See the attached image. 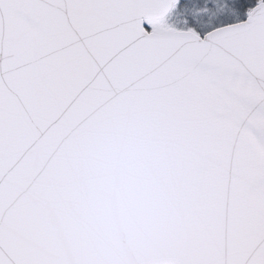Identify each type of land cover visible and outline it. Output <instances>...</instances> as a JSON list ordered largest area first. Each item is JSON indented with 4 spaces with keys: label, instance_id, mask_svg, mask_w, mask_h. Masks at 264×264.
<instances>
[{
    "label": "snow or ice",
    "instance_id": "snow-or-ice-1",
    "mask_svg": "<svg viewBox=\"0 0 264 264\" xmlns=\"http://www.w3.org/2000/svg\"><path fill=\"white\" fill-rule=\"evenodd\" d=\"M0 264H264V0H0Z\"/></svg>",
    "mask_w": 264,
    "mask_h": 264
}]
</instances>
